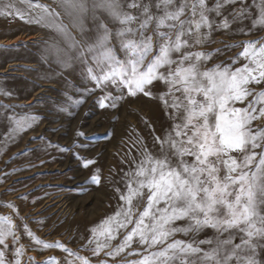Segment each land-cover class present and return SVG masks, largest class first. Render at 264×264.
I'll return each instance as SVG.
<instances>
[{
	"label": "snow or ice",
	"instance_id": "snow-or-ice-1",
	"mask_svg": "<svg viewBox=\"0 0 264 264\" xmlns=\"http://www.w3.org/2000/svg\"><path fill=\"white\" fill-rule=\"evenodd\" d=\"M24 2L32 7L30 0ZM238 2L243 6L234 11V20L247 11L244 0H216L212 7L206 0H181L179 6L176 0H155L154 4L153 0H55L57 7L73 17L81 40L56 22L58 12L44 5H35L42 12L27 18L28 23L47 24L65 37V47L59 43L49 45L45 58L52 57L62 68H70L75 61L83 63L87 78L96 88H127L132 96H151L149 86L154 81H162L167 88L158 98L166 110H173L172 127L163 139L154 138V143L160 144L159 153L145 151L135 172L126 174L131 177L126 184L127 194L120 196L129 205L123 212L129 223L133 208L139 209L141 204L144 208L116 253L130 247L137 236L146 252L158 249L131 264H264L260 259L264 250V129L253 130L251 126L254 120L264 117V107L259 115L256 107L264 100V91L245 107H235L253 95L250 83L264 82V44L257 47L259 42H248L240 54L247 63L237 68L220 64L207 68L205 62L213 54L190 51L208 42L215 23L208 13L219 16L226 5ZM153 6L162 15L153 13ZM256 7L259 15L253 27L264 26V0H259ZM126 9H135L139 15ZM186 10L191 11L193 19H181ZM0 16L25 18L14 0H0ZM88 19L93 21L91 36L84 35ZM109 22L119 27L110 28ZM153 23L152 35H148ZM229 23L225 18L217 27L228 29ZM202 28L209 31L203 33ZM117 45L124 53L123 59L117 57ZM150 55L152 59L148 60ZM123 98V93H106L101 106L109 100L111 107H116ZM37 119L21 117L16 125L23 129ZM91 163L87 161L85 167ZM92 181L97 182L98 177L93 175ZM146 217L148 224L144 222ZM208 229L212 235L198 239ZM177 234L191 239H175ZM8 237L13 242L18 240L10 218L0 217V264H20L19 259H7ZM36 243L42 241L37 239ZM43 247L64 246L57 242ZM22 249L15 250L16 257L23 254ZM80 259L82 264H89L87 259Z\"/></svg>",
	"mask_w": 264,
	"mask_h": 264
},
{
	"label": "rangeland",
	"instance_id": "rangeland-1",
	"mask_svg": "<svg viewBox=\"0 0 264 264\" xmlns=\"http://www.w3.org/2000/svg\"><path fill=\"white\" fill-rule=\"evenodd\" d=\"M180 2L176 0V5ZM215 2L206 0L208 7ZM258 2L244 0L247 11L236 20L234 11L243 6L239 2L226 5L219 16L208 13L209 19L215 22L208 42L190 51L213 54L205 62L207 68L217 64L237 68L247 63L240 55L246 44L259 42L257 47L264 44V26L253 27L259 15ZM14 3L25 18L0 16V217H9L18 235L16 242L11 237L6 241L7 259H19L20 264H68L69 261L82 264L80 258L87 259L89 264H131L158 249L146 252V246L138 243L137 236L130 247L116 253L144 208V204L139 209L133 208L129 223L123 215L129 205L120 196L127 194L126 184L131 177L126 174L135 172L145 151L159 153L160 144L154 143V138L163 139L172 127L173 110H166L163 100L158 98L167 88L162 81H154L149 86L151 96L143 93L132 96L127 88L111 85L103 90L96 88L87 78L83 63L75 61L70 68H62L52 57L45 58L49 45L59 43L65 47L63 34L47 24L27 22L29 16L36 17L42 12L35 5H44L58 12L56 22L81 40L73 17L57 7L55 0H30L32 7L24 0H14ZM126 10L139 15L135 9ZM151 11L162 15L154 6ZM198 18L197 15L195 19ZM225 18L230 21L229 28H218ZM105 19L108 22L106 14ZM181 19H193L191 11L186 10ZM85 25L88 31L84 35L91 36L93 21L88 19ZM109 27L115 29L119 24L109 22ZM154 27V23L149 25L148 35H152ZM208 31L201 29L203 33ZM115 51L118 58H124L119 45ZM151 59L150 55L148 60ZM248 87L253 95L235 107H245L256 94L264 91V82H253ZM106 93L112 96L123 93L124 98L116 107H111L109 100L101 106V98ZM77 100L83 102L76 105L73 102ZM256 107L259 115L264 100ZM25 116L38 119L29 127L18 128L16 120ZM251 126L253 130L264 129V117L254 120ZM89 160L93 163L85 167ZM93 175L98 177L97 182L92 181ZM132 186L136 187L134 183ZM9 204L13 207H8ZM105 221L109 223L104 224ZM144 222L148 224L149 218ZM211 235L212 230L208 229L198 239ZM37 239L42 243H36ZM175 239L187 241L191 237L177 234ZM57 242L64 247H43ZM21 246L23 254L16 257L15 250ZM97 250L98 254H94ZM260 259L264 260V250Z\"/></svg>",
	"mask_w": 264,
	"mask_h": 264
}]
</instances>
